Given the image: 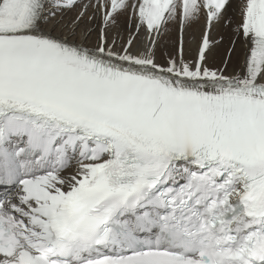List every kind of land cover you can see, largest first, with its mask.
Masks as SVG:
<instances>
[{
  "label": "snow or ice",
  "instance_id": "1",
  "mask_svg": "<svg viewBox=\"0 0 264 264\" xmlns=\"http://www.w3.org/2000/svg\"><path fill=\"white\" fill-rule=\"evenodd\" d=\"M230 8L0 0V264H264V0Z\"/></svg>",
  "mask_w": 264,
  "mask_h": 264
},
{
  "label": "bare ground",
  "instance_id": "2",
  "mask_svg": "<svg viewBox=\"0 0 264 264\" xmlns=\"http://www.w3.org/2000/svg\"><path fill=\"white\" fill-rule=\"evenodd\" d=\"M239 3H240V0H231L232 8L229 9V14L234 16L237 19L239 16ZM118 24H119L120 31L126 36L127 35L126 16H121L118 20ZM203 26H204V19L202 17L199 23L192 24L190 27H188L185 30L186 52L189 49H191V51L193 52L195 51V47L197 43L199 42L200 35L203 31ZM169 27H170V31L166 33L161 39V46L157 53L158 58H160L163 52L168 51L172 47L174 41L177 38L178 27L176 25H170ZM226 31L228 30L216 28L214 29L212 34L215 38L219 39L220 35H224ZM242 58L243 57L241 54L238 58H235L233 60V66L236 67V70H239L238 65L242 61Z\"/></svg>",
  "mask_w": 264,
  "mask_h": 264
}]
</instances>
